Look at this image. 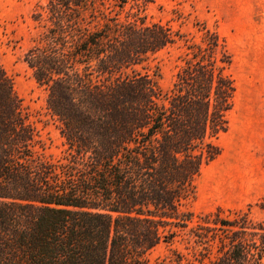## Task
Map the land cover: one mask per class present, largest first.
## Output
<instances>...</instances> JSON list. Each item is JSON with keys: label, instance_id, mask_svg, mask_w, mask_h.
I'll return each mask as SVG.
<instances>
[{"label": "trees", "instance_id": "16d2710c", "mask_svg": "<svg viewBox=\"0 0 264 264\" xmlns=\"http://www.w3.org/2000/svg\"><path fill=\"white\" fill-rule=\"evenodd\" d=\"M108 1L128 2L47 0L31 14L38 31L23 61L46 90L58 159L38 151L0 65V264H264V216L253 220L250 205L184 208L229 125L225 39L201 23L162 92L157 70L136 67L183 35L139 7L105 13Z\"/></svg>", "mask_w": 264, "mask_h": 264}, {"label": "rangeland", "instance_id": "374dc122", "mask_svg": "<svg viewBox=\"0 0 264 264\" xmlns=\"http://www.w3.org/2000/svg\"><path fill=\"white\" fill-rule=\"evenodd\" d=\"M46 1L0 0V65L11 77L23 112L43 142L38 151L58 159L65 146L46 108V90L23 61L38 31L31 14ZM138 7L146 22L166 24L183 35L136 67L150 76L157 70L162 92L171 86L186 41L199 42L201 23L225 39L232 56L229 72L236 90L227 115L228 129L216 140L221 152L201 168L195 197L184 208L197 215L217 206L245 209L250 205L251 218L263 219L258 202L264 198V0H128L122 11L108 1L104 11H118L123 17ZM164 248V243L159 245L151 259Z\"/></svg>", "mask_w": 264, "mask_h": 264}]
</instances>
